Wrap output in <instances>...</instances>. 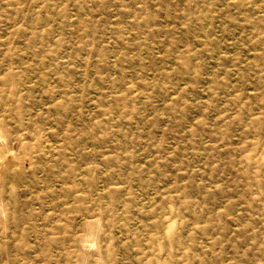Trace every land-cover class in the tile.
Instances as JSON below:
<instances>
[{
	"label": "rangeland",
	"instance_id": "rangeland-1",
	"mask_svg": "<svg viewBox=\"0 0 264 264\" xmlns=\"http://www.w3.org/2000/svg\"><path fill=\"white\" fill-rule=\"evenodd\" d=\"M0 264H264V0H0Z\"/></svg>",
	"mask_w": 264,
	"mask_h": 264
}]
</instances>
